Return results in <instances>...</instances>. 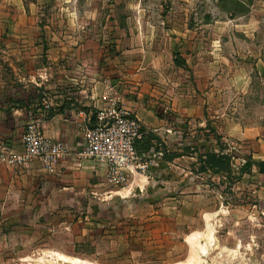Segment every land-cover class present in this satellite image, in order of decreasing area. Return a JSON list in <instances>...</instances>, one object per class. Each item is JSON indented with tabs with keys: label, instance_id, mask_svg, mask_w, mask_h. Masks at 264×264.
<instances>
[{
	"label": "rangeland",
	"instance_id": "374dc122",
	"mask_svg": "<svg viewBox=\"0 0 264 264\" xmlns=\"http://www.w3.org/2000/svg\"><path fill=\"white\" fill-rule=\"evenodd\" d=\"M50 44L67 46L73 57L66 75L77 74L74 50L81 44L105 49L102 63L104 53L121 60L125 47H157L170 64L162 80L178 75L186 90L209 97L205 128L196 124L186 140L214 143L227 118L248 132L241 140L221 138L234 155L231 177L200 172L184 158L179 166L192 168L188 176L178 170L104 185L108 196L77 213L84 227L11 234L14 242H0V264H264V176L232 178L245 155L264 160V0H0V62L9 76L15 50L28 63L44 64ZM178 53L188 66L171 62ZM85 59L81 71L89 76ZM23 90L39 93L31 85ZM42 97L43 105H55L54 96ZM153 142L160 151L166 146L161 138ZM131 182L144 192L132 194Z\"/></svg>",
	"mask_w": 264,
	"mask_h": 264
},
{
	"label": "crops",
	"instance_id": "0c3cea01",
	"mask_svg": "<svg viewBox=\"0 0 264 264\" xmlns=\"http://www.w3.org/2000/svg\"><path fill=\"white\" fill-rule=\"evenodd\" d=\"M99 48L84 44L75 47L77 59L74 67L77 74L74 75L64 74L71 66L73 57L68 54L67 46L62 45H49L44 64L28 63L26 57L20 55L21 50H15L19 54L13 52L12 62L7 63L12 67L10 76L5 72V63L0 62L1 243H9L12 240L10 235L17 232H35L39 236L40 231H49L52 227L56 230L58 225L64 231L82 228L84 219L77 213L90 211L102 196H108L109 190L105 187L112 183L106 176L107 165L84 153V128L94 123L95 113L99 109L124 106L141 120L143 127L154 138H161L168 147V142H171L175 149L181 150L183 145H188L192 149L198 148L199 153L209 147L218 149V138L214 143L211 139L203 138L201 144L186 140L184 133L187 136L194 134L196 124L205 128L206 117L209 116L206 107L209 97L207 93L186 90L178 75L162 80L160 75L163 77L165 73L162 67L170 64L161 59L157 47L145 45L136 50L125 47L121 51V60H117L115 55L110 56L109 52L104 53L106 63L101 62V52H105V49L100 51ZM134 51L137 52L130 53ZM87 56L92 63L90 74L86 68L89 76L83 75L81 71L87 66ZM177 56L182 64L171 61L177 68L188 66L189 61L182 54L178 53ZM28 85L35 87L39 93L24 91ZM56 88L63 90L55 93ZM44 95L55 97V105L46 111L42 122L44 133L52 139L63 141L70 154L51 167H45L38 159L28 164L11 162L8 154L23 151L25 124L33 113L43 109ZM81 109L85 113H79ZM168 111L173 115L165 118L162 112L166 114ZM226 122L229 124L223 126L220 140H225L227 136L241 140L244 133L248 132L236 121L229 122L227 118ZM154 138L148 143L140 141L142 155L147 153L152 156L149 155L145 160L142 158L147 167L134 176L149 179L178 170H182L185 176L193 173L190 166L181 168L179 164L185 158L184 161L189 160L195 168L199 164L197 151L194 152L196 154L168 160L155 147L157 143L153 142ZM251 173H256L257 178L264 176L257 168ZM214 174L217 173L211 172L210 176ZM189 178L193 179V176ZM134 184L131 182L129 188L132 194L144 192L143 189H133Z\"/></svg>",
	"mask_w": 264,
	"mask_h": 264
},
{
	"label": "built area",
	"instance_id": "2783aa9c",
	"mask_svg": "<svg viewBox=\"0 0 264 264\" xmlns=\"http://www.w3.org/2000/svg\"><path fill=\"white\" fill-rule=\"evenodd\" d=\"M43 106L40 113H34L26 122L23 151L10 152L8 157L11 162L28 164L38 159L45 167H51L70 154L63 141L45 135L42 122L51 106L48 103ZM79 113L85 111L81 109ZM147 133L141 120L124 106L99 109L95 113L94 123L84 128V153L107 165L109 182L124 186L129 183L131 176L147 167L139 148L140 141L147 139Z\"/></svg>",
	"mask_w": 264,
	"mask_h": 264
},
{
	"label": "trees",
	"instance_id": "16d2710c",
	"mask_svg": "<svg viewBox=\"0 0 264 264\" xmlns=\"http://www.w3.org/2000/svg\"><path fill=\"white\" fill-rule=\"evenodd\" d=\"M175 62L177 64H182L180 61V57H175ZM212 130V129H211ZM214 131V130H213ZM154 138L153 135L148 132L147 133V139L143 141V143H148L150 140ZM218 138V149L216 150L214 147H209L205 149L202 153L198 152V161H199V167L198 170L200 172H212L217 174H225L224 176L228 177L232 175V158L233 153L229 149V145L227 143H223L220 140V137ZM195 149H192L188 145H183V150L179 151V149L171 150L169 151L168 146L163 147V156L168 159L172 160L175 157H179L185 154H191L194 153ZM253 166L257 167V170L260 173H264V160H258L256 161L252 156L245 155L244 163L240 167V174L236 178L237 180L241 178V175L244 173H250L252 172Z\"/></svg>",
	"mask_w": 264,
	"mask_h": 264
},
{
	"label": "bare ground",
	"instance_id": "6f19581e",
	"mask_svg": "<svg viewBox=\"0 0 264 264\" xmlns=\"http://www.w3.org/2000/svg\"><path fill=\"white\" fill-rule=\"evenodd\" d=\"M211 230H212V229H211ZM201 235H203V234H201ZM205 235H206V237H207L208 239L211 237V233H210V232H208V233L205 234ZM207 238H206V239H207ZM208 239H207V240H208ZM196 242H197V241H196ZM198 247H199V246H198ZM198 247H197V248H198ZM205 247H206V246H205ZM205 247H202V249L205 250ZM193 248H194V247H193ZM198 249L200 250V248H198ZM195 255H196L195 257H197V254H195ZM193 258H194V254H193ZM60 259H61V258H60ZM191 259H192V258H191ZM198 260H199V259H198ZM58 261H59V259H58ZM194 262H195V260H194ZM194 262H193V260H192V263H194ZM58 263H59V262H58ZM79 263L84 264L83 262H79Z\"/></svg>",
	"mask_w": 264,
	"mask_h": 264
}]
</instances>
